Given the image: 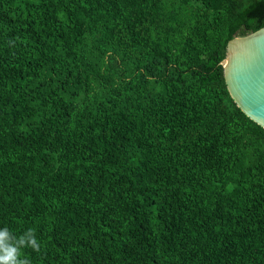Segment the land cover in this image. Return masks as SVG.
I'll list each match as a JSON object with an SVG mask.
<instances>
[{"label": "trees", "instance_id": "1", "mask_svg": "<svg viewBox=\"0 0 264 264\" xmlns=\"http://www.w3.org/2000/svg\"><path fill=\"white\" fill-rule=\"evenodd\" d=\"M264 0H0V229L31 264H264V128L227 44Z\"/></svg>", "mask_w": 264, "mask_h": 264}, {"label": "water", "instance_id": "2", "mask_svg": "<svg viewBox=\"0 0 264 264\" xmlns=\"http://www.w3.org/2000/svg\"><path fill=\"white\" fill-rule=\"evenodd\" d=\"M221 63L231 97L264 128V26L230 39Z\"/></svg>", "mask_w": 264, "mask_h": 264}, {"label": "clouds", "instance_id": "3", "mask_svg": "<svg viewBox=\"0 0 264 264\" xmlns=\"http://www.w3.org/2000/svg\"><path fill=\"white\" fill-rule=\"evenodd\" d=\"M24 248L40 251L41 245L33 229H28L19 237L7 227L0 229V264H31L29 259L22 258Z\"/></svg>", "mask_w": 264, "mask_h": 264}]
</instances>
